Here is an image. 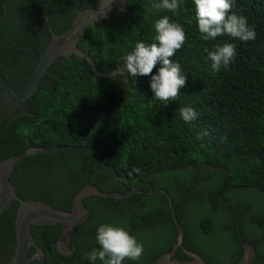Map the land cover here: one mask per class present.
Masks as SVG:
<instances>
[{"label": "trees", "instance_id": "obj_1", "mask_svg": "<svg viewBox=\"0 0 264 264\" xmlns=\"http://www.w3.org/2000/svg\"><path fill=\"white\" fill-rule=\"evenodd\" d=\"M153 2L125 0L124 11L115 8L80 37L77 46L90 54L95 68L121 70L116 75L98 76L87 61L70 55L57 58L23 102L10 103L0 88V161L37 149L16 163L9 179L21 199L41 200L62 211L71 210L73 197L87 185L119 194L163 189L175 206L188 250L208 264H237L243 239L254 247L252 264H264V0L233 2L232 11L255 27L256 39L248 42L227 34L203 40L193 0H181L178 15L151 8ZM96 3L0 0V74L13 91L26 84L52 33L66 31L77 12ZM165 15L184 28L185 43L170 59L187 76L177 99L167 104L150 88L159 65L149 76L122 71L136 42H155L154 23ZM225 43L236 46L235 60L213 71L208 54ZM181 107L193 108L198 118L185 122ZM181 175L186 178L178 179ZM245 195L261 201L245 210L233 201ZM84 204L89 216L74 229L71 255L56 249L60 224L32 226L45 264H102L89 261L86 253L99 248L97 228L110 224L112 216L142 239L140 259L126 258L122 264H154L176 241L162 193L90 196ZM99 204L103 209L96 213ZM18 205L14 200L0 213V264H9L14 254ZM117 208L126 210L121 218L109 212ZM253 232L262 235L260 242ZM145 236L162 246H146ZM173 258L189 260L181 249Z\"/></svg>", "mask_w": 264, "mask_h": 264}, {"label": "water", "instance_id": "obj_2", "mask_svg": "<svg viewBox=\"0 0 264 264\" xmlns=\"http://www.w3.org/2000/svg\"><path fill=\"white\" fill-rule=\"evenodd\" d=\"M124 3L125 0H97L94 7L77 12L71 26L66 31L60 34L52 33L51 39L41 53L38 63L26 84L19 92L13 91L7 80L0 74V88L7 101L10 103H19L29 98L36 91L47 70L59 57L74 55L81 58L88 62L91 69L98 76L112 77L119 73L120 71L109 72L108 70L99 72L95 68L90 54L87 51L78 48L77 43L88 26L105 18L115 8L124 11L122 8ZM36 151L37 149H28L22 154L0 161V213L7 209L12 201L16 200L19 202L15 219L16 246L9 264H29L32 260H37L39 264H45L43 251L32 237L33 225L43 226L56 223L60 224L62 230L57 238L56 249L64 255H69V243L74 229L89 215V210L84 204V199L90 196L121 199L127 198L132 194L152 195L156 193H162L169 202L171 215L177 229V236L173 247L169 251L161 254L154 264H208L200 255L189 251L185 247V231L179 223L171 197L163 189L146 191L134 189L126 194H119L114 192H102L98 190L95 185H87L78 191L73 197L70 211L54 209L50 204L41 200L21 199L18 197L16 188L10 181L9 177L17 162L23 157L31 155ZM243 246L244 254L237 264H252L256 256L254 247L245 240H243ZM31 248H34V251L30 254L29 251ZM179 249L190 257L191 260L183 262L173 258L175 252Z\"/></svg>", "mask_w": 264, "mask_h": 264}, {"label": "clouds", "instance_id": "obj_3", "mask_svg": "<svg viewBox=\"0 0 264 264\" xmlns=\"http://www.w3.org/2000/svg\"><path fill=\"white\" fill-rule=\"evenodd\" d=\"M195 5L198 29L205 41L215 40L225 34L243 42L253 41L257 33L254 26H250L248 18L232 11L234 0H193ZM181 0H158L151 4L156 10H167L174 15L179 14ZM155 42L146 44L138 41L132 52L125 57L122 71L130 76H149L159 65L155 75H151L150 88L154 98L166 102L175 101L179 96V89L185 86L187 76L182 74L180 64L170 58L182 48L186 34L181 24L172 21L165 15L154 23ZM207 51V50H206ZM212 70L227 69L234 62L236 46L225 43L217 46L215 51L209 52ZM121 71V70H118ZM179 114L185 122L198 118L197 112L191 107L179 108ZM96 241L99 248H93L86 253L89 261L100 260L102 264H122L126 258L138 261L143 255V244L130 235L124 228L111 224H101L97 228Z\"/></svg>", "mask_w": 264, "mask_h": 264}, {"label": "rangeland", "instance_id": "obj_4", "mask_svg": "<svg viewBox=\"0 0 264 264\" xmlns=\"http://www.w3.org/2000/svg\"><path fill=\"white\" fill-rule=\"evenodd\" d=\"M183 177H185V176H183V175H181V176H179V178L178 179H180V178H183ZM186 178V177H185ZM182 183V182H181ZM232 199H234V197H232ZM234 202H237L238 204H240L241 206L242 205H245V210H248V207H249V204L250 203H254V204H259V202L261 201L260 200V198L257 196H249V195H245V197L244 198H241V200H237V201H235V200H233ZM239 202H241V203H239ZM243 203V204H242ZM239 210V209H238ZM110 213H112V215H113V213L117 216V217H122L124 214H125V212H126V210H124V209H119V208H117L116 210H114V211H109ZM118 213V214H117ZM237 214H238V211H237ZM237 214H235V215H237ZM106 217H107V215H105V219H106ZM111 221H110V224L111 225H114V226H119V227H122L120 224H119V222H118V220H116V221H114V217L112 216L111 218ZM253 235H254V238L257 240V241H261L262 240V235L259 233V232H253ZM142 240V239H141ZM141 240H140V237H138L137 238V241L138 242H141ZM149 239H147V237L145 236V237H143V241L145 242V245L146 246H149L150 247V245H151V248L153 249V250H157V249H159L160 248V246H162V245H160V244H158V245H156V241L154 240V242H153V244H152V242H150V241H148ZM262 255H264V253L262 254Z\"/></svg>", "mask_w": 264, "mask_h": 264}, {"label": "flooded vegetation", "instance_id": "obj_5", "mask_svg": "<svg viewBox=\"0 0 264 264\" xmlns=\"http://www.w3.org/2000/svg\"><path fill=\"white\" fill-rule=\"evenodd\" d=\"M122 8H123V6H122ZM119 9V8H118ZM91 203H89V205H90ZM91 206V208H93V206L92 205H90ZM87 208V207H86ZM88 209V208H87ZM102 209H103V206H101V204H99V205H96V206H94V211H96V213L97 212H99V211H102ZM89 216V215H88ZM88 219V217L82 222V223H84V222H86V220ZM81 223V224H82ZM90 223V222H89ZM91 224V223H90ZM152 226L153 225H151L150 227L152 228ZM177 230V229H176ZM87 233V232H86ZM86 237V236H85ZM241 242H242V244H241V246H242V251H241V253L239 254V257L241 258L242 257V255L244 254V246H243V239L241 240ZM70 244V243H69ZM70 251V252H69ZM69 255H71L72 253H73V251H74V248H69ZM72 251V252H71ZM190 251V250H189ZM192 252H194V251H192ZM194 253H196V252H194ZM238 254V249H236V250H234L233 252H232V256H235V255H237ZM186 255V254H185ZM187 256V255H186ZM188 257V256H187ZM189 258V260H191V258L190 257H188ZM176 259V258H175ZM178 260V259H177ZM189 260H187V261H189ZM180 261V260H179ZM183 262H186V261H183Z\"/></svg>", "mask_w": 264, "mask_h": 264}]
</instances>
